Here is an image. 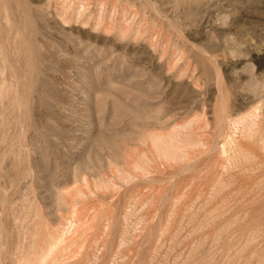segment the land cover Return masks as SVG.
Returning <instances> with one entry per match:
<instances>
[{
    "label": "rangeland",
    "instance_id": "1",
    "mask_svg": "<svg viewBox=\"0 0 264 264\" xmlns=\"http://www.w3.org/2000/svg\"><path fill=\"white\" fill-rule=\"evenodd\" d=\"M0 264H264V0H0Z\"/></svg>",
    "mask_w": 264,
    "mask_h": 264
},
{
    "label": "bare ground",
    "instance_id": "2",
    "mask_svg": "<svg viewBox=\"0 0 264 264\" xmlns=\"http://www.w3.org/2000/svg\"><path fill=\"white\" fill-rule=\"evenodd\" d=\"M25 52V51H24ZM48 56V55H47ZM147 112V111H146ZM149 117V116H148ZM106 137H108V136H106ZM105 139V138H104ZM105 141V140H104ZM116 146V145H115ZM112 151V150H111ZM99 152V151H98Z\"/></svg>",
    "mask_w": 264,
    "mask_h": 264
}]
</instances>
